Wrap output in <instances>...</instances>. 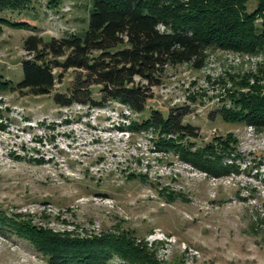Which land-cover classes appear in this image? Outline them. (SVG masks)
Wrapping results in <instances>:
<instances>
[{
  "label": "rangeland",
  "instance_id": "rangeland-1",
  "mask_svg": "<svg viewBox=\"0 0 264 264\" xmlns=\"http://www.w3.org/2000/svg\"><path fill=\"white\" fill-rule=\"evenodd\" d=\"M90 2L29 0L22 11L7 10L19 25L0 23V77L12 85L22 79L21 61L31 57L27 36L82 30ZM254 5L250 0L247 10ZM260 61L210 49L200 69L167 66L141 113L117 101L56 105L52 95L66 90L71 69L53 70L49 95L1 90L0 213L72 236L131 231L155 264H264V129L226 121L218 111L229 108L226 94ZM176 107L190 109L183 123L195 126L196 136L177 138L143 122ZM227 135L235 141L218 173L192 161L195 151L211 157L208 143ZM46 259L0 222V264ZM107 264L126 262L113 255Z\"/></svg>",
  "mask_w": 264,
  "mask_h": 264
},
{
  "label": "trees",
  "instance_id": "trees-1",
  "mask_svg": "<svg viewBox=\"0 0 264 264\" xmlns=\"http://www.w3.org/2000/svg\"><path fill=\"white\" fill-rule=\"evenodd\" d=\"M28 1L0 0V23L19 25L4 13L22 11ZM249 1L91 0L82 30L48 39L36 34L27 36L23 48L31 57L21 61L23 77L13 85L0 77V91L49 95L56 80L53 70L71 69L73 78L66 90L52 95L56 105L101 107L108 101H117L141 113L167 66L189 63L200 69L210 49H224L259 56L261 61L254 73L240 76L239 89L226 94L229 108L218 111L226 121L264 129V0H253V9L247 10ZM189 110L170 108L165 117L152 112L143 122L177 138L194 137L197 128L183 123ZM172 141L168 143L175 146ZM234 141L231 135L213 137L206 148L213 154L211 157L182 148L181 154L188 159L192 153L196 165L214 174ZM0 222L27 239L49 264H107L113 255L126 264H155L152 255L136 244L131 231L80 237L54 233L30 221L8 219L2 213Z\"/></svg>",
  "mask_w": 264,
  "mask_h": 264
},
{
  "label": "built area",
  "instance_id": "built-area-1",
  "mask_svg": "<svg viewBox=\"0 0 264 264\" xmlns=\"http://www.w3.org/2000/svg\"><path fill=\"white\" fill-rule=\"evenodd\" d=\"M125 106V108H127V110L129 109L126 105H124ZM130 110V109H129Z\"/></svg>",
  "mask_w": 264,
  "mask_h": 264
}]
</instances>
